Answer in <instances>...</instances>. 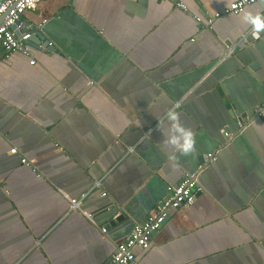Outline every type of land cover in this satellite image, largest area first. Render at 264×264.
Masks as SVG:
<instances>
[{
    "label": "crops",
    "instance_id": "obj_1",
    "mask_svg": "<svg viewBox=\"0 0 264 264\" xmlns=\"http://www.w3.org/2000/svg\"><path fill=\"white\" fill-rule=\"evenodd\" d=\"M234 1L42 0L23 14L53 49L0 44V264H106L129 236L112 220L143 223L193 173L202 193L132 264H264V32L241 19L264 0L211 28L193 18ZM170 111L194 131L188 156L163 143Z\"/></svg>",
    "mask_w": 264,
    "mask_h": 264
},
{
    "label": "built area",
    "instance_id": "obj_2",
    "mask_svg": "<svg viewBox=\"0 0 264 264\" xmlns=\"http://www.w3.org/2000/svg\"><path fill=\"white\" fill-rule=\"evenodd\" d=\"M166 1V0H159ZM258 0H236L223 10H216L211 14H207L206 17L201 15H194L193 18L201 24V26L211 28L214 22L228 14H238L242 12L248 5L257 2ZM42 0H3L0 3V44L3 46L7 55L14 51L20 50L26 55H31L32 48L28 43L32 33L30 31H23L22 25L19 23L16 28L20 29V34H17V29L14 28L17 21L21 19L26 11L37 9ZM235 5V7H233ZM176 6L187 10V6L183 2H177ZM41 26V25H40ZM230 48V45H227ZM31 63L34 64L35 60L32 59ZM255 115L258 117L264 116V103H262L255 111ZM226 138H230V132H225ZM2 135L0 134V139ZM11 152H16V148H12ZM211 159H216L213 154H209ZM22 162L28 166L33 165L32 161L23 158ZM101 179H99L91 187L89 191L78 198H70L71 209H81V204L86 197L95 189L101 185ZM202 191L201 186L197 181V174H188L184 177L180 183L176 185L168 186L167 194L162 201L160 207L151 214L146 221L138 223L133 228L131 234L124 238L116 245L114 253L111 255L106 264H132L135 262V248L147 250L151 245V238L155 232H157L172 209H176L182 206L190 205L195 199L197 192ZM102 195H107L106 192H102ZM89 218H92L89 215ZM104 233L107 232V228H103Z\"/></svg>",
    "mask_w": 264,
    "mask_h": 264
},
{
    "label": "clouds",
    "instance_id": "obj_3",
    "mask_svg": "<svg viewBox=\"0 0 264 264\" xmlns=\"http://www.w3.org/2000/svg\"><path fill=\"white\" fill-rule=\"evenodd\" d=\"M235 7V5H233ZM245 24L252 27V37L259 39L264 32V15L253 14L251 11H244L241 16ZM168 127H160L161 134L164 136L163 143L169 146L168 150L173 154L188 156L195 151L196 138L194 131L186 126L181 118V114L170 111L167 115Z\"/></svg>",
    "mask_w": 264,
    "mask_h": 264
},
{
    "label": "water",
    "instance_id": "obj_4",
    "mask_svg": "<svg viewBox=\"0 0 264 264\" xmlns=\"http://www.w3.org/2000/svg\"><path fill=\"white\" fill-rule=\"evenodd\" d=\"M3 0H0V3L2 2ZM5 17V15H3L0 20H2L3 18ZM21 23V20H18L16 25L14 26L15 29L16 26ZM29 29V28H28ZM31 30H32V35L30 37V39L28 40V43L30 45H33V44H42V42H44V45L45 47H48L49 46V49H53L52 45H51V42L49 40H47L46 36L44 34L41 33V31L37 30L35 27H31ZM21 30L20 29H17V34H20ZM264 116H260V118H263ZM203 191V190H202ZM202 191L200 192H197L196 194V197L202 193ZM188 206V205H186ZM169 217V216H168ZM167 217V218H168ZM166 221V220H165ZM135 222L133 220H131L128 215L126 213H122V214H119L117 215L111 222V226L114 229H118V233H125L126 232V235H130L133 228L135 227ZM108 229V228H107Z\"/></svg>",
    "mask_w": 264,
    "mask_h": 264
}]
</instances>
